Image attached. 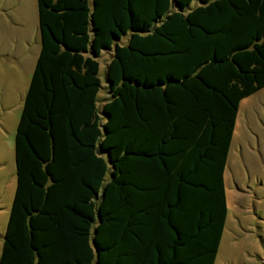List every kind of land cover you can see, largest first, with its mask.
<instances>
[{"label":"trees","instance_id":"1","mask_svg":"<svg viewBox=\"0 0 264 264\" xmlns=\"http://www.w3.org/2000/svg\"><path fill=\"white\" fill-rule=\"evenodd\" d=\"M36 3L0 264H215L239 106L264 89V0Z\"/></svg>","mask_w":264,"mask_h":264},{"label":"rangeland","instance_id":"2","mask_svg":"<svg viewBox=\"0 0 264 264\" xmlns=\"http://www.w3.org/2000/svg\"><path fill=\"white\" fill-rule=\"evenodd\" d=\"M0 0V10L6 15V9L16 10L25 27L33 28L35 23V1ZM19 5V6H18ZM195 7V3L191 5ZM0 12V100L7 98L10 108V121L7 122L5 135L9 148H5V175L10 189L15 184V166L13 139L18 117L16 110L22 103L29 75V56H25L23 67H16L10 51V24L18 17L1 18ZM10 21V23H9ZM123 38L122 43H125ZM111 58L110 52H102L98 58L101 89L99 106L108 97L104 90L106 64ZM22 63V64H23ZM19 118V117H18ZM6 141V138H5ZM225 188L228 216L215 264H264V89L244 99L239 106L232 139L231 153L225 170ZM242 189L241 192L240 190ZM7 189L0 190V253L6 225L7 208L5 205ZM12 190L10 193V197Z\"/></svg>","mask_w":264,"mask_h":264},{"label":"crops","instance_id":"3","mask_svg":"<svg viewBox=\"0 0 264 264\" xmlns=\"http://www.w3.org/2000/svg\"><path fill=\"white\" fill-rule=\"evenodd\" d=\"M24 1H26V0H21L20 3H18V4H21ZM34 1H35V9H36V13L34 11V15H35L36 20H35V23L33 22V28L25 27V22L20 19L19 14L11 11V10H16L17 6L12 7L11 10L7 8L6 9V15H3L4 13H2L0 10V12L2 13L1 18L3 20H4V16H5V18H13L15 16L18 17L9 26L10 32H11L9 40L12 43L10 55L12 56V61L14 63V69H16V67H18L22 71H25V69L23 67V65H24L23 60H24V58H26L25 56H29V58H30L29 59V66H28L27 70L25 71L26 74L29 75V78L27 81V87H28V83L30 80V76H31L33 69H34V65H35L37 56H38L39 51H40V33H39L38 17H37V3H36V0H34ZM33 3L34 2L32 0V4ZM9 23H10V21H9ZM27 87L25 90H27ZM262 90H260V91H262ZM260 91H258V92H260ZM24 95H25V93H24ZM23 98H24V96H23ZM22 101H23V99H22ZM9 108H10V104H9L7 98H5V97L1 98V100H0V190L7 189L6 199H5V205L7 208L6 220L8 219L9 209L11 206L13 193H14V189H15V184H14L13 188L10 189L9 180L6 181L4 178V175H5L4 154L6 151L5 148H9V140L7 139V137L5 135V128H8L7 122L10 121V119H11V117L9 115V112H10ZM21 108H22V103L19 106V108L16 110V112L18 113V117L20 115ZM18 117L16 119V123L14 122V128H16V125L18 122ZM5 138H6V141H5ZM231 146H232V143H231ZM230 153H231V147H230ZM230 153H229V156H230ZM229 156H228V161H229ZM228 161H227V165H228ZM227 165H226V167H227ZM11 190H12V194L10 197ZM240 191L244 192V191H242V189ZM0 196H2L1 193H0ZM0 210H1V208H0ZM5 222H7V221H5Z\"/></svg>","mask_w":264,"mask_h":264}]
</instances>
